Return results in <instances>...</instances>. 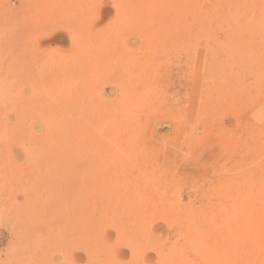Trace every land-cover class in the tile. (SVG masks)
<instances>
[{"label":"rangeland","instance_id":"1","mask_svg":"<svg viewBox=\"0 0 264 264\" xmlns=\"http://www.w3.org/2000/svg\"><path fill=\"white\" fill-rule=\"evenodd\" d=\"M0 264H264V0H0Z\"/></svg>","mask_w":264,"mask_h":264}]
</instances>
